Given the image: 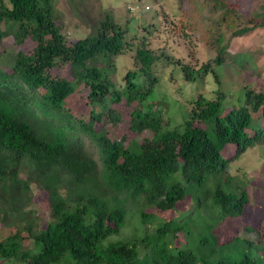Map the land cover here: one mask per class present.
Returning <instances> with one entry per match:
<instances>
[{
    "label": "trees",
    "instance_id": "obj_1",
    "mask_svg": "<svg viewBox=\"0 0 264 264\" xmlns=\"http://www.w3.org/2000/svg\"><path fill=\"white\" fill-rule=\"evenodd\" d=\"M6 1L0 0V54L8 40L18 50L8 67L0 66V259L199 264L196 252L178 244L191 233L214 256L206 264H257L248 255L240 261L223 255L243 240L221 229L244 217L254 191L264 211V159L253 170L256 181L233 167L250 149L264 154V91L246 84L231 89L228 100L226 91L212 99L200 94L174 129L163 102L147 109L143 102L154 93L152 69L161 62L178 65L190 82L230 67L233 40L264 30V0H189L188 9L180 0L176 14L163 2L159 27L146 32L158 30L179 47L164 41L157 49L105 17L86 22L90 35L71 39L60 0ZM68 1L86 10L84 0ZM179 48L181 56L173 55ZM126 52H133L137 70L127 72L120 89L108 65ZM122 100L140 105L123 112L116 108ZM36 193L48 200V219L33 209ZM134 217L143 238L121 240ZM253 220L248 230L264 242V215Z\"/></svg>",
    "mask_w": 264,
    "mask_h": 264
},
{
    "label": "rangeland",
    "instance_id": "obj_2",
    "mask_svg": "<svg viewBox=\"0 0 264 264\" xmlns=\"http://www.w3.org/2000/svg\"><path fill=\"white\" fill-rule=\"evenodd\" d=\"M241 1L245 2L244 0ZM3 2L6 3L7 1L3 0ZM83 2L85 3L84 9L86 10L82 8L81 11L74 9L68 0H60L57 4L58 11L63 15V21L65 22L64 34L71 39H79L90 35L93 29L92 26L91 28L90 26H86V22L88 20L103 21L105 17L106 20L110 19L111 21H115L122 28L128 29L135 36L143 35L146 38L148 37L147 40L152 42V46L155 49L161 46L164 41H168L170 44L172 42L170 38L162 37L158 30L148 34L145 28L150 27L149 25L156 26V28L159 27L158 15L161 3L164 2V6L166 7L164 8L167 12L176 14L179 11L180 0H84ZM188 3L189 0L185 3V9H188ZM133 5L139 6L140 9L132 12L129 8ZM197 36L200 37V34ZM177 43L176 41L172 42L173 45L179 47ZM4 47L6 51L0 54V66L8 67L13 61L18 49L11 40L6 41ZM132 54L133 52H126L119 55L116 57L114 64L108 65L110 66L108 69L111 80L117 88L122 89L126 86L124 76L128 71L137 70L135 58ZM181 54V49L179 48L173 55L181 56ZM208 56L210 58L213 55L212 53L210 55L208 53ZM229 56L230 59L228 61H230V67H225V65L216 67L214 74H209L205 79H198L192 82L185 79L179 66L176 64L164 61L154 66L152 70L158 77V84L153 95L148 98V101L143 102V107L147 109L148 104L152 101L158 100V106L163 102V108L167 115L170 128L174 129L181 126L184 120L189 118L191 104L198 99L200 94L212 99L218 90L226 91L229 95L227 97L228 100L233 98L231 89L232 91H239L246 84L251 85L257 91H264V30L260 33L255 32L253 35L233 40ZM241 74L242 77H240ZM215 76L219 78V83ZM138 81L142 82L141 78ZM124 100L126 99L124 98ZM124 100L116 107L123 112L128 111L132 113L140 105V103L128 105ZM71 102V107H76L77 99L73 97ZM95 157L99 159L97 154ZM262 159H264L262 152L258 149H250L240 158V162L236 161L233 164V167L235 166L236 169V167L242 166L249 172V180L256 181L259 178L254 175L253 170L262 166ZM239 178L241 179V177ZM256 185V183H252V189ZM254 195L253 199L250 200L248 206L245 208L244 217L234 220L226 230L221 229L224 232L222 234L225 236L231 233L229 231L230 229L236 231L240 239L243 240L240 244L231 243L227 245V248L223 249V255L228 253V256L235 261H240L244 256L248 255L251 259L256 260L257 264H264V242H261L259 239L260 233L256 229L248 230L249 227L254 226L253 219L259 220L264 215V211L260 207L261 201L258 197L259 193L254 191ZM34 198L35 203L33 209L39 212V217L45 216L48 219L50 216L48 200L38 195V193L34 195ZM188 205L190 208L193 207V203L189 202ZM187 213L188 210H182L180 213V216H183L186 221ZM196 215L197 213L195 212L191 218L196 217ZM134 218L136 219L129 218V221H127L125 229L120 234L121 240H126L129 237L130 239L127 240L134 242L138 240L136 239V235L143 238L141 219L139 217ZM111 239H116V236ZM200 241L196 235L190 233L187 237H180L178 244L186 246L196 252L199 264H206V262L213 261L214 256L210 248L202 247ZM178 244L176 243L177 246ZM215 257L217 258V256ZM64 262L65 259H63L62 263L58 264H63ZM16 263L13 260L0 259V264ZM18 264L23 263L18 262Z\"/></svg>",
    "mask_w": 264,
    "mask_h": 264
},
{
    "label": "built area",
    "instance_id": "obj_3",
    "mask_svg": "<svg viewBox=\"0 0 264 264\" xmlns=\"http://www.w3.org/2000/svg\"><path fill=\"white\" fill-rule=\"evenodd\" d=\"M129 9H130L132 12H136L137 10L140 9V7H139V6H136V5H133V6H130Z\"/></svg>",
    "mask_w": 264,
    "mask_h": 264
}]
</instances>
